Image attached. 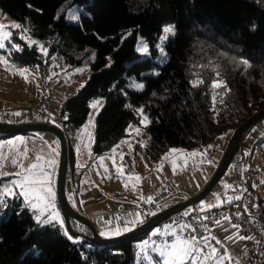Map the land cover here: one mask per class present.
Returning <instances> with one entry per match:
<instances>
[{"label":"trees","instance_id":"obj_1","mask_svg":"<svg viewBox=\"0 0 264 264\" xmlns=\"http://www.w3.org/2000/svg\"><path fill=\"white\" fill-rule=\"evenodd\" d=\"M72 7L77 8L74 20L67 18ZM0 10L25 24L32 40L47 50L44 55L13 33L12 41L23 50L4 48L0 54L14 66L35 69L42 81L54 56L70 66L88 63V79L61 101L58 113L66 133L79 129L90 105L101 102L94 116L92 156L109 152L127 135L130 124L139 123L136 109L142 108L151 121L144 127L146 141L140 149L158 161L171 148L206 155L217 140L224 147L222 154L232 133L264 108V0H0ZM168 25L175 26V35L164 41L162 53L158 45L162 28ZM138 37L147 44L148 54L138 53ZM242 60L248 61L247 67ZM217 72L226 90L211 88ZM197 76L204 83L193 87L190 82ZM132 80L142 81L143 87L134 88ZM263 142L264 136L256 143ZM67 143L72 165L75 154ZM240 154L237 151L230 162L237 176L234 187L221 184L212 198L203 201L208 194L185 207L186 215L181 210L170 221L183 225L195 210L204 213L228 205L242 169L251 177L249 162L243 164ZM8 178L0 177V189ZM250 181L253 190L252 177ZM209 204L218 206L207 208ZM69 224L71 232L91 236L78 220L70 218ZM64 229L59 222L39 225L17 196L0 200V264H133L136 243L148 234L103 245L76 235L70 240Z\"/></svg>","mask_w":264,"mask_h":264},{"label":"rangeland","instance_id":"obj_2","mask_svg":"<svg viewBox=\"0 0 264 264\" xmlns=\"http://www.w3.org/2000/svg\"><path fill=\"white\" fill-rule=\"evenodd\" d=\"M76 10V7L70 8L67 11V18L74 20L77 17ZM11 23L22 25L21 29L12 30V33H16L18 37L21 38L22 30L26 28L25 24L10 18L0 10V24L9 25ZM27 37H30L28 32ZM12 44L15 43L12 41L11 36V42L5 41V50H10ZM144 45H147L144 39L138 37L136 48L141 55L148 54V51L147 53H143L139 50ZM0 57L8 61L7 66L0 63V105H3V103L14 104L5 106H25L33 104L44 91L50 89L56 94L53 107L57 110L56 112H58L61 101L75 94L86 82L90 72L88 63L70 66L62 59H59L58 56H54V61L49 66L47 77L41 81V76L35 69L14 66L11 60L4 57V55L0 54ZM157 61L162 62L163 57H158ZM20 68L29 69L31 75L26 74V79L25 76H21L18 73L14 74V72ZM129 84L136 89H141L138 88L137 85H143V82L132 80ZM37 95L39 96L38 98ZM96 112L97 110L91 107L86 122L79 129L69 130L65 133L66 140H68L69 144L73 147L75 161L72 165L68 164L64 179V192L67 203L75 210L84 214L88 221L92 223L94 227L98 228V234L100 236H102V232L113 234L115 231L123 230L119 227L122 225V219H126V221L129 222L130 219L133 221L136 219L140 221L144 218L141 213L139 214L138 210H132L131 212L125 211L121 215L116 214L115 218L110 217L109 219H103L101 216L102 213L120 210L123 207L124 209L128 207H137L147 202L149 197H152L163 186L170 182L176 186L174 190L175 193L161 205L158 211L174 203L184 201L200 191L198 189L199 187H204L205 184H203L202 179L205 171L209 170L212 172L222 157L219 151L220 148L222 150L224 147L221 145L222 142L217 140L207 149L206 155L203 154L196 157L195 154H189L179 148H171L178 150V152L170 153L169 149L162 155V160H154L155 162L150 160L144 154V151L140 149L141 143L144 144L146 141V132L144 126L140 123L142 119L141 116L139 123L134 125L130 124L133 128H140L139 135H137L135 131L129 133L128 126L127 135L115 144L109 152L92 156L91 146L94 141V126H90V123L94 124L93 117ZM144 115L146 114L144 113ZM17 120L18 119L13 118L10 122H18L19 120ZM40 122L43 121L40 120ZM263 136L264 118L258 121L253 126L250 133L243 138V146L240 149L243 154L239 156L243 157L244 155L243 164L246 165L249 162L252 188L262 200L260 204L262 209H264V142H256ZM114 149L115 151H113ZM240 150H238V153H241ZM121 154H123V160L120 159ZM59 155V139L48 131H30L0 137V177L8 176V180L4 182L6 183L4 187L10 186L12 181L18 179V177L12 174L20 171V165L27 168L29 164L35 162L37 156H42L44 162H51L50 164L45 163V168L49 174L50 186L54 193L53 202L56 205L55 210L59 213L60 221L65 227L64 232L68 234L67 237L71 236L73 237L72 240H75L74 234L65 224V219L58 200L57 169ZM13 159L17 161V164L14 165L12 163ZM117 166L123 167L125 173L123 176L117 173ZM130 176L132 178H129ZM134 177H139L140 179L136 181ZM217 184L218 185L213 187L208 197L203 201L209 197L212 198L213 195L217 193L219 187H221V184L227 186V188H232L237 184V176L232 164L226 168ZM16 196L21 198L23 204L30 209V207L25 204L22 196ZM183 210V215H186L188 208H184ZM30 211L35 219L33 211L31 209ZM180 226L181 224H179V226L172 224L170 219H168L148 231L147 236L136 243L137 251L133 264H149V260L151 264H156V262L160 260V256L158 253L151 251L153 241H156L153 233L159 230V235L156 236L162 238L158 240V242L161 241L162 243L163 241L170 240L166 238L168 235H165L170 228L173 231H179V228H181ZM109 227L112 230H116L110 232ZM217 229L218 226L216 230ZM222 229L217 230L215 233L216 235H214L218 240L220 237L227 238L228 236L226 235L229 233L237 235L236 228H232V226ZM145 242L149 244L147 249L144 248ZM209 243L213 247H216L221 255H224V249L222 250L221 245L216 244L215 240L210 239ZM228 247H235V242L228 243ZM145 256L149 257V260H146L144 258Z\"/></svg>","mask_w":264,"mask_h":264},{"label":"snow or ice","instance_id":"obj_3","mask_svg":"<svg viewBox=\"0 0 264 264\" xmlns=\"http://www.w3.org/2000/svg\"><path fill=\"white\" fill-rule=\"evenodd\" d=\"M22 25L18 23H11L9 25L0 24V49L5 48V41L11 42V36H12V30L14 29H21ZM28 29H23L21 33V38L26 39V42L29 47H32L34 45L40 47L41 52L44 55H47V50L42 46L38 45V42L35 40H32L30 37H27ZM170 35H175V26L174 25H168L164 26L162 28V35L160 37V47L161 52L163 53V43L164 41L168 40ZM12 48L16 51H22V47L17 44H12ZM143 53H147L148 47L147 45H144L142 48L139 49ZM0 63L5 64V66L8 65V61L4 59L3 57H0ZM241 64L245 67L248 66L247 60H242ZM199 67H204V65H200ZM79 71V70H77ZM19 74L21 76H25L27 79V75H31V72L27 68H20L17 69L14 74ZM27 74V75H26ZM194 75H197L194 73ZM217 79L213 80L211 83V88L213 90L218 88H223L226 90V85L222 80L219 79V72L216 73ZM193 87L199 86V84H203L204 81L202 79H199L197 76L196 80H193L190 82ZM138 88H142L143 85H137ZM215 94L213 95V101L215 102ZM102 107L100 101H96L90 106L93 109L97 110V113L99 112V108ZM128 107H131L130 105ZM138 114L142 117L140 123L144 127H147L151 121L148 119L146 115H144V110L136 109ZM94 120V117H93ZM90 126H94V124L90 123ZM129 133L132 131H135L137 135L140 134V128H133L131 125H129L128 129ZM144 144L141 143V147H143ZM118 147V146H117ZM211 147V146H209ZM115 151V149L113 150ZM178 150L176 149H170V153H176ZM120 159L123 160V154H121ZM12 163L15 165L17 164V161L15 159L12 160ZM45 163H51V162H44L42 156H37L35 159V162L28 165L27 168H24L22 165H20V171L13 173L12 175H15L18 177V179L11 182L10 186H6L3 189H0V200L6 199L8 196H22L24 199V202L26 205L30 207V209L33 211L35 215V220L40 224H48L53 222H60L61 226H63L62 222L60 221L59 213L56 212V205L53 202L54 201V193L52 192L51 186H50V180H49V174L46 171ZM116 171L119 175L123 176L124 169L122 166H117ZM7 175V174H5ZM129 178H132L131 176ZM136 181H138L139 177H134ZM227 187V186H226ZM18 190V191H17ZM151 197L148 198L149 201H151ZM232 199L240 200V196H235ZM231 202V201H227ZM218 205H207V208L216 207ZM225 221L230 222V218L225 216L223 218ZM133 226H135V221L132 222ZM215 223L217 225L221 224L220 220H216ZM232 228H238L239 225L232 224ZM192 228L191 225L185 224L183 227L179 228V231H173L171 228L165 233V235H168L171 237L170 240L163 241L160 244H153L151 251L154 253H158L160 256V260L156 262V264H225V262H229L231 264L233 258L227 253V249H224V255H221L220 251L213 247L209 240H215L216 244L221 245L223 248V245L220 240L216 239L214 236L206 237V236H196L194 234L192 235H182L186 229ZM207 228V226H205ZM129 229L125 227L124 231H128ZM192 231L195 232V229L192 228ZM109 233L102 232L101 235H108ZM113 234L118 235L119 231H115ZM65 235L67 236V232H65ZM153 235H159V230L157 232H154ZM68 239L72 240L73 237L68 236ZM226 239L228 240H251L254 239L251 236H239V235H230ZM149 247L148 242H145L144 248L147 249ZM146 260H149V257H144ZM149 264H151V261L149 260Z\"/></svg>","mask_w":264,"mask_h":264},{"label":"built area","instance_id":"obj_4","mask_svg":"<svg viewBox=\"0 0 264 264\" xmlns=\"http://www.w3.org/2000/svg\"><path fill=\"white\" fill-rule=\"evenodd\" d=\"M56 94L48 89L44 91L39 99L29 105L25 106H5L0 105V121L10 122L11 119L16 118L18 122H38L40 120L51 123L58 128L63 129L62 118L57 110L53 107V101ZM13 122V123H18ZM240 152H242L240 150ZM243 154V152H242ZM241 158H243L241 156ZM240 158V159H241ZM250 177L245 169H242L238 185L231 190L232 198L240 196V200L231 199V202L224 206L213 210H208L204 213L195 210L193 214L187 215L183 225H191L192 228L186 229L182 235H196V236H208L212 234V231L217 226H231L232 224L239 225L236 228L237 235L239 236H251L254 239H246V245L244 247V253L242 256L235 253L231 248L227 247V252L233 258L231 264H264V214L262 208L257 205V195L251 188ZM176 189L175 184L168 183L163 186L157 193L151 198V201H147L140 204L137 207L131 208L132 210H138L144 217L154 215L160 209L161 205L174 195ZM126 209L113 210L102 213L103 219L115 218L116 214L121 215ZM227 216L229 221H225L223 218ZM216 220H220L221 224L217 225ZM177 221L176 218L173 219ZM207 226V228H205ZM221 243L224 242L223 238H219Z\"/></svg>","mask_w":264,"mask_h":264},{"label":"water","instance_id":"obj_5","mask_svg":"<svg viewBox=\"0 0 264 264\" xmlns=\"http://www.w3.org/2000/svg\"><path fill=\"white\" fill-rule=\"evenodd\" d=\"M264 118V108L254 113L248 119H246L230 136L225 149L222 153V157L217 164L215 170L212 175L204 185V187L198 191L196 194L192 195L190 198L174 203L165 209H162L156 212L154 215L150 216L146 221L142 224L124 232L119 235L113 237H101L94 225L88 221V219L80 213L78 210L72 208L66 200L65 192H64V179L67 173L68 168V144L66 140L65 133L63 129L56 127L55 125L48 122H0V134H16L22 132H30V131H48L53 133L59 139L60 143V155H59V164L57 169V193L59 204L65 219V224L68 229L71 230L69 220L70 218H74L79 222L86 225L90 231L91 236H85L80 233L72 232L76 236H81L89 239L92 242L97 244H111L120 241H124L127 239H132L137 236L143 235L159 225L160 223L168 220L172 215L178 213L183 210L185 207L189 205H193L194 203L199 202L201 199L206 197L213 187L217 184L220 178L223 176L226 168L229 166L232 161L234 155L238 150L243 146L242 140L244 138V134L246 130L257 123L261 119ZM72 231V230H71Z\"/></svg>","mask_w":264,"mask_h":264},{"label":"crops","instance_id":"obj_6","mask_svg":"<svg viewBox=\"0 0 264 264\" xmlns=\"http://www.w3.org/2000/svg\"><path fill=\"white\" fill-rule=\"evenodd\" d=\"M17 95V94H16ZM39 96L37 95V98H38ZM17 98H19V97H17ZM101 103V102H100ZM3 105H14V104H5V103H3ZM20 105V104H19ZM99 107V106H98ZM250 136H252V135H250ZM72 146V145H71ZM212 172H213V170H212ZM212 172H210L209 170H206L205 171V174H204V176H203V184H206V182L208 181V179L210 178V176H211V174H212ZM205 178V179H204ZM202 184V185H203ZM201 187H199L198 189L199 190H201L200 189ZM218 188V187H217ZM72 191H73V189H72ZM190 195V194H189ZM148 201V200H147ZM132 207H128V208H125L126 209V212H131L130 211V209H131ZM123 209H124V207H123ZM140 214V213H139ZM138 214V215H139ZM84 215V214H83ZM136 221H138L137 219L135 220V222ZM133 220H129V222H127L126 221V219L124 220V219H122V221H121V223H122V225L121 226H119L121 229H123V231H124V229H125V227H129V226H131V225H133ZM123 223H124V225H123ZM172 223V222H171ZM173 224V223H172ZM177 226H179V224H176ZM183 225H181L180 227H182ZM225 227H227V228H230V226H225ZM225 227H223V226H218V229L217 230H219V229H222V228H225ZM96 228V230H97V232H98V228L97 227H95ZM216 228L217 227H215L214 228V230L212 231V234H210V236H214V235H216L215 233H216ZM109 230H110V232H113V230H116V229H111L110 227H109ZM222 230H224V229H222ZM122 231V230H121ZM121 231H119L120 233H121ZM126 232V231H125ZM124 233V232H123ZM112 234H108L107 236H101V237H113V236H111ZM230 235H232L231 233H229V234H227L226 236H230ZM210 236H208V237H210ZM154 238L156 239V241H153V244H160L161 243V241H159L158 242V240L159 239H162L160 236H154ZM167 239H170L169 238V236H167L166 237ZM222 238V237H221ZM224 239V242L222 243V245H223V248H222V250L223 249H225V248H227L228 247V243H230V242H235V247H233V248H231L235 253H237L238 255H240V256H242L243 255V253H244V247H245V245H246V242L244 241V240H239V239H234V240H228V239H226V238H223ZM223 253H224V250H223ZM228 253V252H227ZM229 254V253H228ZM225 264H229V262H225Z\"/></svg>","mask_w":264,"mask_h":264}]
</instances>
